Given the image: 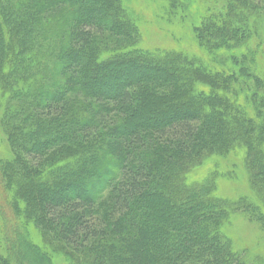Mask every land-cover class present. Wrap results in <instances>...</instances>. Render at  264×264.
Wrapping results in <instances>:
<instances>
[{"label": "trees", "instance_id": "16d2710c", "mask_svg": "<svg viewBox=\"0 0 264 264\" xmlns=\"http://www.w3.org/2000/svg\"><path fill=\"white\" fill-rule=\"evenodd\" d=\"M223 2L0 0V264H264V0Z\"/></svg>", "mask_w": 264, "mask_h": 264}, {"label": "rangeland", "instance_id": "374dc122", "mask_svg": "<svg viewBox=\"0 0 264 264\" xmlns=\"http://www.w3.org/2000/svg\"><path fill=\"white\" fill-rule=\"evenodd\" d=\"M223 1L224 0H197V6L196 4L195 6L199 7V11H205L206 6L209 7V6H214L216 4H219L221 6L222 3H224ZM252 1H254L257 4H263L262 0H252ZM140 7L144 10L145 14H147V16H145V19H142L143 21L140 22L141 24H143L142 26H144V41H142L144 45L148 47H160L165 49V48H178L179 45L181 44L184 50L187 51L188 53H199L197 52L198 50L196 48L194 41L191 40L192 33L189 30L187 32L189 36H185V40H184L183 38L184 35L182 36L180 35L182 37V41L178 42L181 37L177 38L175 34L178 33V31H180L181 28H183L181 27L178 20H175L177 22L174 23H171V20L157 22L155 20L156 17L154 11L156 9L155 5H153L150 2H142L140 3ZM261 11L264 12L263 9ZM195 13L197 14L196 10ZM261 14L255 13L254 16L251 17L252 24H254V21H256L258 18H260L261 21V17H262ZM262 31L264 32V27H262ZM173 32L175 33L174 35L172 34ZM257 45L260 46V54L258 57L261 63V67L262 69H264V33L254 37L252 41V47L255 49ZM50 155L51 154L47 156L48 157L47 159H49L48 160L49 164L57 160L56 156L53 155L50 156ZM236 160L238 159L236 158ZM47 165L48 163L45 162L44 166ZM208 169L211 168H204V170H202V173L203 174L206 173ZM236 187L239 190L241 189L239 181H237V184L234 185V184H230V182L222 178L219 192L222 195L223 193L228 191L229 194L231 195L233 191L236 189ZM106 205H107L106 200H104L101 206L98 208V212L99 213L104 212L105 207H107ZM1 212L3 211H0V216H1ZM231 230L232 232L235 233V235L239 237L237 238L238 240H243L246 243L248 242V243L256 244L258 246L264 245V231L262 230L261 226L259 224L254 223V221L251 220L247 221L244 216L243 218L236 216V219H234L232 222Z\"/></svg>", "mask_w": 264, "mask_h": 264}]
</instances>
